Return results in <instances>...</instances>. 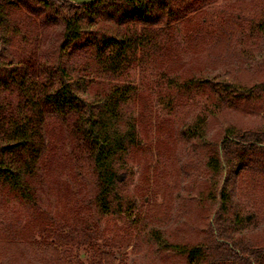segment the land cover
Masks as SVG:
<instances>
[{"label": "trees", "instance_id": "1", "mask_svg": "<svg viewBox=\"0 0 264 264\" xmlns=\"http://www.w3.org/2000/svg\"><path fill=\"white\" fill-rule=\"evenodd\" d=\"M218 1L98 0L77 6L65 0H0V209L5 199L35 207L32 186L39 174L50 179L55 187L51 192L59 194L55 218L37 212L17 230L4 226L8 255L16 254L19 264H50L58 257L57 244H64V232L73 229L90 253L87 264H120L98 226L89 227L83 217L88 210L75 195L79 193L74 189L77 170L69 161L62 134L60 139L50 136L47 145L43 127L46 120L61 130L66 127L95 179L90 202L101 215L117 209L123 191L121 164L134 152L157 150L165 133L174 141L165 120L156 115L151 96L136 94L131 72L149 71L159 92L166 85L161 86V80L173 84L169 75L177 69L183 52L176 42L178 34L184 47L213 45L210 50L218 53L232 41L250 39L247 33L239 41L232 40L233 9L255 11L249 24L264 30V0H221L220 11ZM217 12L216 26L211 17ZM223 14L229 18L222 20ZM232 79L215 73L199 83L209 84L220 101L230 106L264 100V82L253 87L255 92ZM194 84L189 80L182 86ZM162 90L157 97H163ZM202 125L197 118L181 127L180 133L203 142ZM226 155L235 158L237 167L224 178L205 243L172 244L154 231L151 238L159 252L185 257L187 264L264 263V252L239 238L243 218L233 206L230 187L233 175L244 167L264 182V130H226L218 154L209 159L210 168L216 171V156ZM168 158L173 163L172 156ZM130 236L129 232L125 239L118 236V242L129 243ZM10 258L3 264H16ZM56 264L84 263L77 255L73 262L58 260Z\"/></svg>", "mask_w": 264, "mask_h": 264}, {"label": "rangeland", "instance_id": "2", "mask_svg": "<svg viewBox=\"0 0 264 264\" xmlns=\"http://www.w3.org/2000/svg\"><path fill=\"white\" fill-rule=\"evenodd\" d=\"M222 6L221 0L216 3L217 10L220 11ZM233 10L230 26L235 36L232 40L239 41V36L247 33H251L250 39L244 37L242 41H232L231 46L218 53L210 50L213 45L209 48L184 47L178 34L176 42L183 52H180V61L175 64L177 69L169 75L173 84L168 86L166 80H161V86L166 85L159 92L149 71L136 69L131 72L130 81L136 88V94L151 96L156 115L165 120L164 126L173 133L174 141L168 140L165 133L157 144V150L134 152L121 164L123 191L118 210L113 209L104 215L97 212L90 202L95 196V179L88 160L79 155L81 149L66 127L61 130L58 124L45 122L42 132L47 145L50 136L60 139L62 134L69 161L76 166L78 185L74 189L79 193L75 195L84 200V208L88 210L83 216L86 223L89 227L93 224L98 226L109 252L116 255L120 264H187L185 257L159 252L151 234L159 231L168 242L177 245L204 244L208 223L219 207V192L224 178L237 167L233 156H216L219 164L215 171L209 166L210 157L216 152L218 154L226 130L237 133L264 130V100L230 106L220 101L209 84L199 83L215 73L230 75L232 83L245 88L264 82V30L249 24L255 19V11L244 13L239 9ZM219 13L211 17L216 26L219 25ZM223 15L222 20L229 18V14ZM261 17L264 26V14ZM238 22L242 24L239 27ZM189 80L195 84L183 87L182 84ZM161 90L163 97H157ZM131 109L132 115H136L137 110ZM197 118L203 122V142L189 140L180 133L181 127L195 122ZM165 152L170 153L168 155L172 156L173 163ZM233 178L230 184L233 206L243 218L242 236L239 238L264 252V182L245 167ZM73 183L71 180V187ZM32 188L35 207L17 199H5L4 207L0 209V264L8 257L16 264L20 261L16 254L8 255L9 248L4 244V226L17 230L33 219L37 212L47 214L50 219L55 218L59 194L51 192L55 187L50 179L39 174ZM73 231L64 232V244H57L58 257L50 264H56L58 260L73 262V257L77 255L84 264L90 261V253L81 244L79 233ZM128 232L131 234L129 243H119L117 237L125 239ZM7 234L10 235L8 229Z\"/></svg>", "mask_w": 264, "mask_h": 264}, {"label": "water", "instance_id": "3", "mask_svg": "<svg viewBox=\"0 0 264 264\" xmlns=\"http://www.w3.org/2000/svg\"><path fill=\"white\" fill-rule=\"evenodd\" d=\"M77 6L90 5L96 3L98 0H65Z\"/></svg>", "mask_w": 264, "mask_h": 264}]
</instances>
